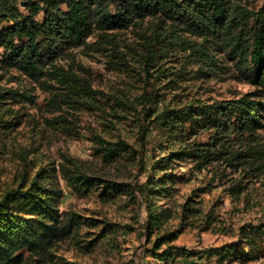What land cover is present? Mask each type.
I'll return each instance as SVG.
<instances>
[{"label":"trees","instance_id":"obj_1","mask_svg":"<svg viewBox=\"0 0 264 264\" xmlns=\"http://www.w3.org/2000/svg\"><path fill=\"white\" fill-rule=\"evenodd\" d=\"M127 31L132 40L121 37ZM78 50L84 56L99 54L108 69L131 71L153 83L134 100L124 93L108 96L94 88L90 71L76 59ZM188 64L193 68L187 70ZM0 69L17 83L0 85L1 156L9 153L18 110L36 104V87L47 95L45 111L52 118L46 120L67 135L79 134L80 109L101 110L102 102L114 106L118 119L134 123L137 147L96 132L92 141L103 162L137 159L147 174L138 190L146 205L144 230L154 236L148 252L156 262L151 264L199 256L170 244L182 231L167 228L169 222H213L194 192L174 202L172 210L165 207L168 203L155 205L154 196L169 199L170 187L185 179L173 172L177 163L186 161L200 172L215 162L253 168L264 160V0L257 8L246 0H0ZM228 74L252 90L229 99H157L184 90L183 80ZM161 79L165 83L158 86ZM150 130L162 142L156 145L160 153L148 161ZM15 151L16 170L0 188V264H75L57 255L55 245L88 223L74 211H60L59 178L75 193L97 190L105 196L122 187H131V194L135 189L85 172L70 156L56 165L34 161L28 149ZM263 243V226L247 224L239 228L235 243L208 256L250 262L261 257Z\"/></svg>","mask_w":264,"mask_h":264},{"label":"rangeland","instance_id":"obj_2","mask_svg":"<svg viewBox=\"0 0 264 264\" xmlns=\"http://www.w3.org/2000/svg\"><path fill=\"white\" fill-rule=\"evenodd\" d=\"M262 2L263 0H246L249 7L256 8ZM121 37L132 40L134 35L127 31ZM76 59L90 71L94 88L107 93L108 96L124 97L122 96L124 93L134 100L148 84L153 83L152 78L149 79V83L140 81L131 71L122 73L108 69L105 58L99 54L84 56L78 50ZM171 65L179 66L178 63ZM186 67L187 70L193 68L190 64ZM9 80L10 74L0 69V85L17 86L16 82ZM158 83L160 86L165 82L161 79ZM181 84L185 86L184 90L168 92L157 99L173 103L193 97L229 99L252 90L251 86L236 80L231 74L225 78L183 80ZM161 89L158 91L159 95L163 93ZM34 90L36 104L34 106L27 104L18 110L20 116L15 119V127L7 141L9 153L0 155V188L9 183L16 170L17 159L14 158V152L20 147L28 149L29 158L34 161L57 165L66 155L78 162L89 174L107 181L128 183L135 189L134 194H131V187H122L118 191L101 196L97 190H91L86 194L75 193L66 188L64 181L59 178L63 192L59 204L60 211L62 213L74 211L85 217L88 224L83 225L71 237L57 243L55 252L75 264L155 263L156 260L148 252L154 236L149 238L144 230L146 205L138 190L146 180L147 174L141 172L137 159L103 162L95 154L92 141L93 133L96 132L106 138L121 137L137 147L134 123L129 119H118L115 117L114 106L112 109L111 103L102 102L99 104L101 110L80 109L76 114L79 134L67 135L52 121L49 123L46 120L52 118L45 111L47 95L37 87ZM262 135L264 137V133ZM147 139L150 144L146 155L150 161L154 154L160 153L156 145L162 141L156 130H150ZM190 167L186 161L177 163L173 172L185 179L178 181L173 187L169 186L171 188L169 199L154 196V203L157 206L168 203L165 207L172 210L174 202L179 204L194 192L199 194L202 209L210 215L213 222L208 225L201 219L189 224L180 223L179 220L169 222L167 228L182 231L170 244L199 253V256L188 259L178 258L174 264H264V243L261 257L250 262H242L239 259L220 261L216 256H208L209 251L235 243L238 240L239 228L243 225L263 226L264 229V160L261 163L255 162L253 168L241 163L232 167L216 162L200 172ZM105 225H110L108 228L110 230L107 234H102Z\"/></svg>","mask_w":264,"mask_h":264}]
</instances>
